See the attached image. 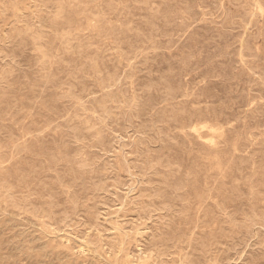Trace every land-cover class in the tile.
I'll return each instance as SVG.
<instances>
[{
    "label": "rangeland",
    "instance_id": "374dc122",
    "mask_svg": "<svg viewBox=\"0 0 264 264\" xmlns=\"http://www.w3.org/2000/svg\"><path fill=\"white\" fill-rule=\"evenodd\" d=\"M0 264H264V0H0Z\"/></svg>",
    "mask_w": 264,
    "mask_h": 264
}]
</instances>
